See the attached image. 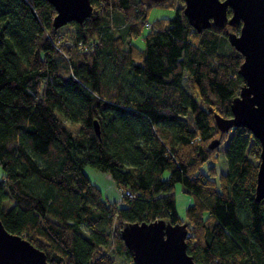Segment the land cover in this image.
<instances>
[{"label": "trees", "instance_id": "obj_1", "mask_svg": "<svg viewBox=\"0 0 264 264\" xmlns=\"http://www.w3.org/2000/svg\"><path fill=\"white\" fill-rule=\"evenodd\" d=\"M91 5L83 23L55 30L49 1L0 0L2 225L48 264H134L123 226L157 220L187 223L197 264H264L261 144L244 127L221 135L214 119L232 117L244 86V56L228 42L241 26L197 32L183 0ZM155 7L175 17L150 21ZM88 166L132 198L110 201ZM177 184L193 200L186 219Z\"/></svg>", "mask_w": 264, "mask_h": 264}, {"label": "water", "instance_id": "obj_2", "mask_svg": "<svg viewBox=\"0 0 264 264\" xmlns=\"http://www.w3.org/2000/svg\"><path fill=\"white\" fill-rule=\"evenodd\" d=\"M57 14L55 30L81 24L91 16V0H47ZM183 14L189 24L201 32L226 25L240 27L239 33H228V42L244 56L239 75L244 86L232 102V117L222 118L214 114L221 135L235 127L249 129L261 144L260 163L257 175L256 200L264 198V0H183ZM149 4L166 0H147ZM228 9L232 16L228 17ZM96 134L100 125L94 123ZM221 141L209 144L215 149ZM187 223L176 224L157 220L154 223L126 224L121 230V239L133 254L134 264H197L187 253ZM0 264H48L47 256L20 235L11 234L0 221Z\"/></svg>", "mask_w": 264, "mask_h": 264}, {"label": "rangeland", "instance_id": "obj_3", "mask_svg": "<svg viewBox=\"0 0 264 264\" xmlns=\"http://www.w3.org/2000/svg\"><path fill=\"white\" fill-rule=\"evenodd\" d=\"M185 6V5H184ZM175 9L172 8H159L155 7L151 10L149 16L150 21L156 20V18L163 17V18H173L175 17ZM72 27L66 28L67 31L71 32ZM70 39V36H69ZM140 47H144V43H140ZM226 47V46H225ZM225 144L220 148L219 157L216 160L217 164V173L219 174H227L228 165L225 159L224 155V148ZM3 168L0 166V179L3 177ZM85 173L87 176H89L90 179L98 186V188L102 189L103 195H105L110 201H117L121 202V195L117 189H115L113 178H111L110 173H103L100 170H97L95 168H92L88 166L85 168ZM164 178L168 177V173H164ZM175 197H176V207L178 209L179 216L183 219H186V209L188 205H191L193 200L192 197L188 194L184 193L183 186L177 184L175 185ZM118 263L120 264H131L126 262L123 258H118Z\"/></svg>", "mask_w": 264, "mask_h": 264}, {"label": "built area", "instance_id": "obj_4", "mask_svg": "<svg viewBox=\"0 0 264 264\" xmlns=\"http://www.w3.org/2000/svg\"><path fill=\"white\" fill-rule=\"evenodd\" d=\"M121 198H132L133 194L130 191H121L120 192Z\"/></svg>", "mask_w": 264, "mask_h": 264}]
</instances>
